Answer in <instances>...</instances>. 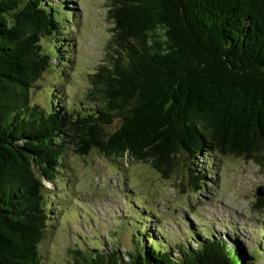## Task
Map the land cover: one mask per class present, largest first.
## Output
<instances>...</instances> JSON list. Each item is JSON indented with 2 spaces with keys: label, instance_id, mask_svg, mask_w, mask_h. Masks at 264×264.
I'll return each mask as SVG.
<instances>
[{
  "label": "trees",
  "instance_id": "obj_1",
  "mask_svg": "<svg viewBox=\"0 0 264 264\" xmlns=\"http://www.w3.org/2000/svg\"><path fill=\"white\" fill-rule=\"evenodd\" d=\"M69 1L0 0V264H44L60 197L45 181L62 174L69 149L149 163L164 178L184 159L199 192L212 162L192 160L204 151L264 166V0H110L113 35L106 62L90 74L94 105L82 109L56 87L43 104L32 102L54 60L70 62L62 37L73 18ZM130 206L138 209L124 222L135 227L131 249L98 237L87 242L94 249H71L65 264L246 262L237 238L195 231L196 244H179L175 256L148 228L151 216ZM260 249L248 264L262 260Z\"/></svg>",
  "mask_w": 264,
  "mask_h": 264
},
{
  "label": "rangeland",
  "instance_id": "obj_2",
  "mask_svg": "<svg viewBox=\"0 0 264 264\" xmlns=\"http://www.w3.org/2000/svg\"><path fill=\"white\" fill-rule=\"evenodd\" d=\"M110 0H70L67 8L73 18L65 21L67 34L63 43L65 65L54 60L55 67L47 70L33 88L32 102L43 104L47 93L56 87L63 91L67 103L88 108L90 74L106 62V45L114 26L108 17ZM67 50V51H66ZM118 120L113 127L118 125ZM210 158L203 191L190 186L188 164L180 159L169 178L149 163L112 160L96 150L82 156L69 149L66 166L55 181H45L49 190L60 197L53 201L52 215L44 243V264H65L72 261L71 249L78 245L94 249L89 241L104 238L106 247L113 242L122 251L133 247L132 223L139 211L150 215L148 228L160 232L176 256L177 246L196 244L193 232L200 238L214 235L232 243L241 242L245 264L248 255L261 246L256 264H264V208L256 207V188L264 185V166L243 157L203 152L192 162ZM192 167V166H191ZM63 204L61 210L54 206ZM141 220V219H140ZM159 229V231H158ZM236 239V240H237Z\"/></svg>",
  "mask_w": 264,
  "mask_h": 264
},
{
  "label": "water",
  "instance_id": "obj_3",
  "mask_svg": "<svg viewBox=\"0 0 264 264\" xmlns=\"http://www.w3.org/2000/svg\"><path fill=\"white\" fill-rule=\"evenodd\" d=\"M256 195L258 197L264 196V185H260L256 188Z\"/></svg>",
  "mask_w": 264,
  "mask_h": 264
}]
</instances>
